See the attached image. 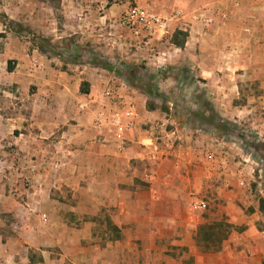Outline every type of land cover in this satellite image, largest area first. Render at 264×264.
Listing matches in <instances>:
<instances>
[{
	"label": "crops",
	"instance_id": "0c3cea01",
	"mask_svg": "<svg viewBox=\"0 0 264 264\" xmlns=\"http://www.w3.org/2000/svg\"><path fill=\"white\" fill-rule=\"evenodd\" d=\"M17 1L13 10L37 13L27 17L40 20L44 29L57 24L51 14L54 10L66 17L80 14V22L84 21L81 15L88 16L92 23L108 2L59 0L53 7L52 0ZM136 3L157 15L178 14L168 33H155L147 46H157L153 60L168 62L176 69L177 80L172 82L180 86L186 76L195 74L204 80L201 92L209 106L229 107L238 114L240 108L249 106L234 103L242 78L259 79L262 98L264 0ZM107 9L121 14L124 5L116 2ZM11 15L19 18L17 11ZM78 25L76 21L63 24ZM174 35H179L178 42L172 41ZM17 68L22 70L20 62ZM216 70H222V76ZM108 74L111 82H117L115 72ZM36 75V92L25 97L26 103L13 107L8 115L0 112V155L7 150L21 154L35 168L28 190L17 180L0 179V264H137L134 258L153 253L156 257L158 250L165 252L170 245L186 247L192 264H264V228L255 225L259 220L264 224V216L258 213L262 190L238 188L234 178L228 179L231 167L223 171V187L221 180L215 189L228 205V222L242 229L230 235L216 253L199 251L195 246L193 230L207 220L195 215L191 203L208 195V189L214 187L212 177L216 182L222 172L212 173L206 166L210 157L206 158L205 147H199L197 138L191 140L194 129L190 136L183 135L180 145L164 146L163 137H158L161 130H157L159 121L168 119L159 108H148V94L137 89L133 98L129 93L120 94L122 101L117 95L104 98L107 77L98 75L90 65L44 68ZM223 77L228 81L223 83ZM167 81L158 80V94L167 88ZM11 94L16 97L13 90ZM36 101L43 106H34ZM129 102L135 104V115L122 119L128 127L118 134L109 114ZM173 104L189 106L182 99ZM100 110L108 119L97 127L95 117ZM158 138L162 140L159 144ZM4 139L11 149H4ZM8 165L4 159L0 170ZM241 172L235 173L239 176ZM237 200L252 205L255 213L245 216L238 211ZM155 264L182 263H164L162 259Z\"/></svg>",
	"mask_w": 264,
	"mask_h": 264
},
{
	"label": "rangeland",
	"instance_id": "374dc122",
	"mask_svg": "<svg viewBox=\"0 0 264 264\" xmlns=\"http://www.w3.org/2000/svg\"><path fill=\"white\" fill-rule=\"evenodd\" d=\"M16 1L0 0V100L4 102V108L0 112L8 115L13 107H20L22 103H26L25 97L36 92V74L44 68L64 69L76 65H90L96 69L98 75L107 77L102 95L107 87H113L116 88L120 101L123 98L120 94L129 93L133 98L132 92H138L137 89L143 91L146 87L152 86L157 92L158 80L167 79V88H163L159 98L146 95L147 106L153 107L149 109L159 108L163 112L162 117L168 119V121H159L160 128L157 131L161 130V134L158 137H163L164 146L175 147L181 144L183 135L190 136V131L194 129L191 140L197 138L199 147H205L206 158L207 155L210 157L206 166L212 169V173L222 172L218 176L220 179L213 174L217 180L215 182L212 177L211 184L214 187L208 189V195L198 197L191 203L195 215L207 220L206 224L197 226L193 230L196 232L193 239L197 249L216 253L221 246L223 247L224 242L228 241L230 235L242 229V226L228 222L226 216L228 205L215 189L221 180L223 187L225 182L223 171L226 167L232 168V174L228 172L231 176L228 179L234 178L233 181L237 182V187L241 190H246V187L262 190L263 195L258 198V213L264 216L259 209V199L264 198V112L260 100L263 91L259 88V79L246 77L239 82L240 95L234 103L238 106L249 105L240 108L241 114L229 107L217 109L209 106L201 92L204 83L202 78L191 74L186 76L185 83L180 82V86L178 83L175 84L172 81L177 80L174 74L176 69L168 62L153 60L158 52L157 46L141 47L140 38H135L117 24L120 13H116V9H107L116 3V0L105 2L103 8L97 12V20L92 23V19L88 16L81 15L84 21L80 22L78 20L80 14L66 17L63 13L54 10L51 14L52 18L57 20V24L51 29L40 27V20V22L30 20L27 16L32 17L37 13L29 11L25 13L23 8L16 10L19 18L12 17L11 13H16L13 10L14 4L18 3ZM51 2L53 7H57L59 0ZM38 16L41 18V14ZM65 21H70L71 24L76 21L79 25L64 27ZM17 56L23 59H13ZM8 61H11V64L8 65ZM19 62L22 64V70L17 68L16 71ZM105 65L109 71L104 68ZM10 66L12 70L8 72L7 68ZM216 71L222 76V70ZM225 71L227 74L232 73L231 70ZM108 72H115L117 82L110 81ZM222 81L223 83L228 81V77H223ZM176 87L179 88L177 92L173 90ZM12 90L16 94L15 98L10 95ZM143 93L145 94V91ZM181 99L188 101L189 106L172 105V101ZM40 103L36 101L33 105L42 107L43 104ZM180 131L182 135L179 136ZM161 141L158 138V144ZM5 142L6 139L1 141V144ZM4 147L11 149V146L6 144ZM6 152L5 155H0V162L6 159L9 165L0 170V179L9 182L17 180L21 187L28 190L32 180L30 185L26 186L22 179L29 174L30 164L21 154L13 155L10 150ZM240 170L241 175H236L235 172ZM257 197L254 202L257 201ZM197 203H203L204 207L196 208ZM236 204L237 210L243 212L245 216L255 213L252 205L248 206L244 201L237 200ZM255 225L258 229L264 228L261 220L255 222ZM163 245L168 247L170 244ZM170 246L165 252L158 250L155 253L156 257L153 253L151 256L141 255L133 260L138 261L137 264H155L162 259L164 263L171 260L180 261L182 264L193 263V258L189 256L186 247L171 246L172 251H170Z\"/></svg>",
	"mask_w": 264,
	"mask_h": 264
},
{
	"label": "built area",
	"instance_id": "2783aa9c",
	"mask_svg": "<svg viewBox=\"0 0 264 264\" xmlns=\"http://www.w3.org/2000/svg\"><path fill=\"white\" fill-rule=\"evenodd\" d=\"M120 4L124 5V10L117 19V24L129 31L135 38H140L141 47H147L150 39L157 32L168 33L173 20L178 18V14L175 13L171 16L157 15L148 9L142 8L137 5L136 0H116ZM113 81V79H112ZM116 88L107 87L103 93V97L107 99H113L116 94ZM262 109L264 112V95L261 98ZM109 115L110 123L114 126L116 132L121 134L126 129L128 124L122 122V119L132 118L135 115V105L132 102L121 103V109L119 111L111 112ZM108 119L104 110L98 111L95 117V125L100 127L103 122ZM35 172V168L30 165L29 174L24 176L22 182L24 185L29 186L31 182V174ZM195 207L201 209L204 207L203 203L195 204Z\"/></svg>",
	"mask_w": 264,
	"mask_h": 264
},
{
	"label": "trees",
	"instance_id": "16d2710c",
	"mask_svg": "<svg viewBox=\"0 0 264 264\" xmlns=\"http://www.w3.org/2000/svg\"><path fill=\"white\" fill-rule=\"evenodd\" d=\"M179 34H181V33H179ZM178 36H179V35H174L172 41H173V42H178V41H177L178 38H179ZM7 64H8V65L11 64V61H8ZM104 68H105L106 70L109 71V68H108L106 65L104 66ZM7 70H8V72H11L12 67H11V66L8 67ZM148 86H150V85H148ZM144 91H145V93L148 94L149 96H155L156 98H159V97H160V95L156 92V90H154V88H153L152 86H151V87H146V88L144 89ZM148 108H153V107L149 105ZM210 121H211V123H213L212 120H210ZM222 126H223V125H222ZM259 209H260V211H262V213H264V198H260V199H259Z\"/></svg>",
	"mask_w": 264,
	"mask_h": 264
}]
</instances>
